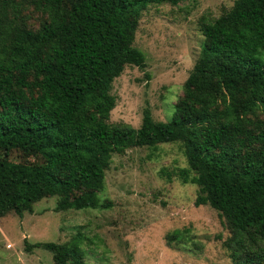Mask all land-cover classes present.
<instances>
[{
	"label": "trees",
	"instance_id": "16d2710c",
	"mask_svg": "<svg viewBox=\"0 0 264 264\" xmlns=\"http://www.w3.org/2000/svg\"><path fill=\"white\" fill-rule=\"evenodd\" d=\"M180 1L0 0V217L32 213L47 197L57 212L108 208L99 194L113 154L178 143L187 166L177 177L197 186L196 206L225 219L235 264H264V0H234L202 20L168 120L145 108L138 128L109 122L114 78L145 66L133 45L142 10ZM14 145L43 164L11 160ZM187 239L186 228L166 235ZM33 247L54 264H88L77 236L25 242Z\"/></svg>",
	"mask_w": 264,
	"mask_h": 264
},
{
	"label": "rangeland",
	"instance_id": "374dc122",
	"mask_svg": "<svg viewBox=\"0 0 264 264\" xmlns=\"http://www.w3.org/2000/svg\"><path fill=\"white\" fill-rule=\"evenodd\" d=\"M233 2L182 0L144 8L133 45L144 53L145 66L127 65L114 78L109 122L138 128L145 108L154 120H168L198 57L202 20L219 16ZM9 156L43 164L18 145ZM186 166L178 143L113 154L99 194L108 208L57 212L56 197H47L33 204L32 213L0 217V264H54L51 252L26 250L25 242L65 243L75 236L88 264H235L225 244L230 236L225 219L208 204L196 206L197 186L177 177ZM184 228L189 239L167 243L170 231Z\"/></svg>",
	"mask_w": 264,
	"mask_h": 264
}]
</instances>
